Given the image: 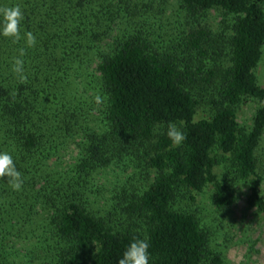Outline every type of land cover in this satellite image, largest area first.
Segmentation results:
<instances>
[{"label":"trees","instance_id":"16d2710c","mask_svg":"<svg viewBox=\"0 0 264 264\" xmlns=\"http://www.w3.org/2000/svg\"><path fill=\"white\" fill-rule=\"evenodd\" d=\"M160 1L0 0L23 12L20 39L0 35V150L23 181L0 177V264H117L133 238L147 239L149 264H222L191 210L207 189L223 213L245 186L264 218V0H178L182 20L158 42ZM209 10L224 16L217 30ZM109 170L127 175L106 188ZM9 236L36 240L22 254Z\"/></svg>","mask_w":264,"mask_h":264},{"label":"rangeland","instance_id":"374dc122","mask_svg":"<svg viewBox=\"0 0 264 264\" xmlns=\"http://www.w3.org/2000/svg\"><path fill=\"white\" fill-rule=\"evenodd\" d=\"M158 8L161 12L155 13L156 17L150 18L149 22H153L152 30L154 35L163 34V38L161 37L162 39L157 41L164 42L168 34L172 32V28L175 27L176 22L182 20V12L179 9L178 0H162ZM223 18L224 16H222L220 12L209 10L204 20L211 29L217 30L220 28L219 24ZM115 25L116 27L114 28H119L117 24ZM97 63L98 56L94 55L88 69L89 72L93 73L95 78L98 76L95 70ZM256 73L259 84L264 86V58ZM92 87L93 85L91 84L87 87V91L89 95L91 94L94 96L95 91ZM257 106V102L253 100H248L243 104L238 112V122L240 126L245 128L250 126L252 116ZM75 153L76 151H73L69 156H65V160H63L62 163L70 162L71 160L68 159L74 156ZM258 156L260 160H264V139L261 142ZM50 162H52V160L49 161V164ZM126 175V172H122L117 177L113 174V171L109 170L101 174L99 181L105 184L106 188H111ZM238 189L240 196L239 200L226 212H217L214 209L210 200L209 189L196 196L191 210L200 219L203 227L208 229L211 238V248L220 254L222 257V264H264V218L257 214L253 208L247 207L245 202L247 188L245 186H240ZM262 190L264 192V185L262 186ZM22 238L23 240L19 237L9 236L7 240L11 242L9 244H12L15 250L23 254L24 247H27L30 243L33 244L36 239L34 237L30 240H24V237ZM7 240L5 242H7ZM12 258L18 261L21 257L16 255L12 256ZM20 261L23 263L24 258L23 260L20 259ZM38 262L39 261L35 259L31 264H38Z\"/></svg>","mask_w":264,"mask_h":264},{"label":"clouds","instance_id":"9594fccd","mask_svg":"<svg viewBox=\"0 0 264 264\" xmlns=\"http://www.w3.org/2000/svg\"><path fill=\"white\" fill-rule=\"evenodd\" d=\"M23 12L19 5H12L0 9V35L10 37L13 41L20 39ZM24 36L29 46L35 44L36 38L30 31ZM23 53V49H21ZM13 70L22 72V61L14 60ZM23 78V77H22ZM167 136L173 145H179L185 139V134L175 124L169 123ZM0 177H7L13 190H20L22 186L21 173L17 170L13 156L8 151L0 150ZM147 239L133 238L124 249L117 264H149L150 253Z\"/></svg>","mask_w":264,"mask_h":264}]
</instances>
